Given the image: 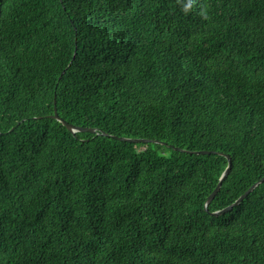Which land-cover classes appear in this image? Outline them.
Wrapping results in <instances>:
<instances>
[{"label": "trees", "instance_id": "obj_1", "mask_svg": "<svg viewBox=\"0 0 264 264\" xmlns=\"http://www.w3.org/2000/svg\"><path fill=\"white\" fill-rule=\"evenodd\" d=\"M185 2L0 0V264H264V0Z\"/></svg>", "mask_w": 264, "mask_h": 264}, {"label": "water", "instance_id": "obj_2", "mask_svg": "<svg viewBox=\"0 0 264 264\" xmlns=\"http://www.w3.org/2000/svg\"><path fill=\"white\" fill-rule=\"evenodd\" d=\"M52 119L56 120L58 123H60L63 127L66 128L67 131L71 132V133H90V134H98V132L95 129H82V128H77L74 127L72 125H69L68 123H66L65 121H63L62 119H60L56 113V108L54 107V113L51 116ZM12 131V129L10 130V132ZM103 136H106L105 134H101ZM114 139H117L119 141H123V142H127V143H132V144H147V143H157L156 141H151V140H144V139H137V140H131V139H125V138H116V137H112ZM170 148L174 149L175 151H182L178 148H173L172 146H170ZM183 152V151H182ZM190 154H194V155H208L210 154V152H193ZM226 160H227V167L224 170V172L222 173V175L220 176L217 185L215 186L214 190L212 191V193L208 196L206 203H205V209L207 208V206L211 203V201L213 200V198L215 197V195L218 193L222 182L226 179V177L228 176L230 169H231V160L228 156H225ZM264 182V177L262 179H260L258 182H256L255 184H253L251 187H249L234 203H232L230 206L218 211V212H214L211 214V216H220L223 215L227 212H229L232 208L236 207L237 205H239L246 197L247 195H249L258 185L262 184Z\"/></svg>", "mask_w": 264, "mask_h": 264}, {"label": "clouds", "instance_id": "obj_3", "mask_svg": "<svg viewBox=\"0 0 264 264\" xmlns=\"http://www.w3.org/2000/svg\"><path fill=\"white\" fill-rule=\"evenodd\" d=\"M177 3H181V0H177ZM193 7H194V0H186V2L182 4V11L185 14L190 13ZM198 15L204 20L209 19L208 10L204 6L201 7V11L198 13Z\"/></svg>", "mask_w": 264, "mask_h": 264}]
</instances>
